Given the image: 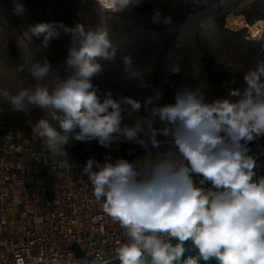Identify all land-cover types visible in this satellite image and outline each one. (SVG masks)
<instances>
[{"label": "clouds", "instance_id": "1", "mask_svg": "<svg viewBox=\"0 0 264 264\" xmlns=\"http://www.w3.org/2000/svg\"><path fill=\"white\" fill-rule=\"evenodd\" d=\"M136 3L139 0H114L115 12ZM13 5L16 15L27 12L19 0ZM29 30L34 38L43 37V49L61 31L70 35L67 56L56 69L62 68L67 78L51 89L39 83L54 71L53 64L22 50L16 71L37 83L34 89L15 93L0 87V102L25 115L33 107L47 111V118L32 129L52 157L63 155L73 139L103 147L121 137L145 149L149 144L155 149L167 145L135 162L121 158L100 164L92 157L83 168L96 201L123 230L125 240L116 249L121 264H199L213 258L217 264H264V176L253 179L257 160L248 147L264 137V60L245 72L244 90L230 93L235 99L207 103L200 88H185L177 91L175 103L153 106L149 97L143 104L148 115H137L133 125L122 126V112L138 113L141 102L114 99L111 90L101 101V90L93 82L105 71L98 58L109 63L116 59L109 25L45 22ZM123 59L125 74L135 78L131 58ZM172 71L178 73L179 68ZM207 182L211 189H205ZM172 238L178 240L175 246ZM189 240L197 255L183 259ZM92 264L103 262L97 256Z\"/></svg>", "mask_w": 264, "mask_h": 264}, {"label": "rangeland", "instance_id": "2", "mask_svg": "<svg viewBox=\"0 0 264 264\" xmlns=\"http://www.w3.org/2000/svg\"><path fill=\"white\" fill-rule=\"evenodd\" d=\"M19 2L27 9L24 15L14 14L13 0H0V87L13 93L22 88L34 89L37 82L26 73L16 71L22 50L38 53V58L47 57L53 64L54 71L39 83L51 89L67 78L62 68L56 69L67 56L70 35L61 31V35L43 49V37L34 38L29 30L31 25L59 22L68 27L83 24L90 28L103 21L109 25L116 59L109 63L98 58L105 71L93 82L101 90V101L102 94L111 90L114 99L132 97L142 104L138 113L122 112V126L133 125L137 115H148L143 104L149 97L154 99L153 106H163L175 103V94L185 88H200L207 103L235 99L230 93L244 90L245 72L264 60V38L262 41L249 40L247 29L237 32L228 29L226 23L231 7L237 9L236 14H244L250 23L264 19V0H139L122 12L107 11L92 0ZM157 11L164 16L170 14L173 23L169 26L153 24L152 16ZM124 57L131 58L138 74L135 78L125 74ZM174 67L179 68L178 73L172 71ZM0 108L3 109L0 111V135L21 125L32 127L40 119L47 118V111L36 107L29 115L12 112L3 102ZM153 126L159 127V124ZM72 142L78 141L73 139ZM80 143L99 145L96 141ZM263 166L264 155L257 160V175L264 176Z\"/></svg>", "mask_w": 264, "mask_h": 264}, {"label": "built area", "instance_id": "3", "mask_svg": "<svg viewBox=\"0 0 264 264\" xmlns=\"http://www.w3.org/2000/svg\"><path fill=\"white\" fill-rule=\"evenodd\" d=\"M263 36L264 31L259 41ZM248 147L258 160L264 155V137ZM166 148L149 144L145 149L124 139L109 147L72 142L63 155L52 157L32 127L21 125L0 135V264H92L97 256L106 264L117 259L123 230L96 201L83 168L92 157L100 164L121 158L135 162ZM204 187L211 189V182Z\"/></svg>", "mask_w": 264, "mask_h": 264}, {"label": "bare ground", "instance_id": "4", "mask_svg": "<svg viewBox=\"0 0 264 264\" xmlns=\"http://www.w3.org/2000/svg\"><path fill=\"white\" fill-rule=\"evenodd\" d=\"M94 2H99L101 6H103L107 11L113 10L114 0H92ZM115 12V11H113ZM237 9L235 7H231V10L226 15V23L227 28L232 29L234 31L240 32L244 29L249 31L251 35V39L255 41H259L262 33L264 31V19H258L254 23H250L244 14H236ZM157 13L161 15H156ZM154 16L156 17L154 20ZM152 16V23L157 24L162 23L163 26H169L173 23L172 16L170 14L163 15L161 11H157L155 15Z\"/></svg>", "mask_w": 264, "mask_h": 264}, {"label": "water", "instance_id": "5", "mask_svg": "<svg viewBox=\"0 0 264 264\" xmlns=\"http://www.w3.org/2000/svg\"><path fill=\"white\" fill-rule=\"evenodd\" d=\"M253 179L254 180H257L258 178H253ZM172 243L175 246V244L178 243V240L176 238H172ZM185 247H186V249H190V250H188V251L185 252L183 259H187L190 256L194 257V256L197 255V251L198 250H191V249L194 248V245H193V243H192L191 240L185 242ZM82 264H84V263H82ZM106 264H121V262L117 258V259H115V260H113L111 262H108ZM199 264H217V261L214 258L213 259H210L209 261H203L201 259L199 261Z\"/></svg>", "mask_w": 264, "mask_h": 264}, {"label": "flooded vegetation", "instance_id": "6", "mask_svg": "<svg viewBox=\"0 0 264 264\" xmlns=\"http://www.w3.org/2000/svg\"><path fill=\"white\" fill-rule=\"evenodd\" d=\"M263 167H264V166H263ZM257 168H258V167H257ZM257 168L254 169L255 172H256V169H257ZM260 176H261V175H257V176H255L254 178H259Z\"/></svg>", "mask_w": 264, "mask_h": 264}, {"label": "trees", "instance_id": "7", "mask_svg": "<svg viewBox=\"0 0 264 264\" xmlns=\"http://www.w3.org/2000/svg\"><path fill=\"white\" fill-rule=\"evenodd\" d=\"M263 38H264V36H263ZM263 38H262V40H263ZM262 40H261V41H262ZM28 127H30V128H31V126H28Z\"/></svg>", "mask_w": 264, "mask_h": 264}]
</instances>
